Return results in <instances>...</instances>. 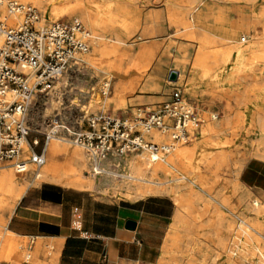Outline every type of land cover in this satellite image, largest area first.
I'll return each mask as SVG.
<instances>
[{
  "label": "rangeland",
  "instance_id": "374dc122",
  "mask_svg": "<svg viewBox=\"0 0 264 264\" xmlns=\"http://www.w3.org/2000/svg\"><path fill=\"white\" fill-rule=\"evenodd\" d=\"M67 1L73 4L77 0ZM227 1L226 4L228 5L223 8L224 11L228 10L231 14H234L237 7H244L248 14L245 24L251 22L252 26L247 31L252 37L249 39L250 42L242 44V46L245 47L249 43H253L256 45L255 53L263 52L264 0ZM85 2L89 8L93 22H96L98 26L97 31L93 32L89 26L83 23L95 36L90 51L84 57L88 62V66L83 70L72 68L53 86L51 91L43 95L38 94L35 102H33L34 107L31 114L33 128L36 131L44 130L47 120L56 114H59L62 119L70 118L72 114V107L70 105L75 99H78L79 104H81V114L88 117L98 112L126 110L128 107L139 103L167 100L173 87L178 86L183 89L186 100L196 105L198 117L203 120V122L195 126V136L192 137L190 143L185 145L178 144L176 146V148L191 149L196 144L202 143L200 155L198 156L196 153L191 154L185 159L184 164L189 171L203 177L208 189V192H204L201 185V187H195L196 192L203 196L204 199V202L200 201L197 205H193L195 213L203 210L205 202L210 201V215L214 210H217L223 213L227 219L230 220L233 218L237 221L233 212L238 214L245 212L246 203L240 201V198L245 194H249L251 198H258L264 204V200L257 196L252 189L238 185L230 177L231 174L229 173L231 162L234 159L238 160L240 157V160L244 162L251 157H260L257 154L258 143L260 142L257 127L262 125L259 120H264V61L256 60L255 62H250L245 56L239 60L237 59V54L234 53L229 60H224L219 63H213V58H211L207 62L210 68L206 69L204 63L200 64L197 72L195 71V74L193 73L191 76L194 60L201 46L204 47L205 51L210 53L216 50L227 49L230 46L228 37H234L239 40L243 36L246 28L241 27L235 35L228 37L220 35L217 31L209 30L202 32L206 35L204 40H193L184 36V33H181L182 28L172 24L170 20L171 10H169L168 24L173 28L171 33L165 37H152L150 41H146L144 38L138 39V36L133 34L129 35L126 32L129 29V0L107 2L105 0H85ZM24 3L35 6L39 10L41 18L47 19L46 24L74 18V16L70 17L63 14L58 16L56 11L51 10L50 7L45 10L30 2ZM133 6L137 7L136 4ZM218 6L222 7L219 4ZM111 23L116 31L124 37L126 44L120 45L112 42H107L105 45L102 44V47H100L102 49L105 46L107 47V45L111 48L113 47L115 55L100 52V54L96 55L95 60H91L94 41H99V35L105 30L103 26ZM195 30L197 33H201L198 27ZM3 41L4 35L1 39V44ZM134 41L136 44L131 45ZM143 49L148 50L145 67H142L140 64L141 51ZM182 49H185L184 51L187 52L188 58L182 64L177 65V69L181 70L182 73L181 80L177 84H169L167 79L168 74L170 71H176L175 59L178 51ZM128 53L129 61H126ZM120 67H122L123 74L117 76L116 71ZM153 74L159 77V87L145 91L144 85ZM117 81H121L119 95H116V91L114 90V84ZM104 82H109L110 86L107 95L102 94ZM107 97H110L111 100L106 103ZM117 99H123V103L121 104ZM213 114L216 118H212ZM34 137L39 139V148H41L44 143V137L37 132H33L30 134L29 140ZM60 143L71 148L80 149L89 161L86 167L80 169L79 174L85 181L89 179V181L93 182L94 186L93 188L86 187L84 189L106 197L125 198L129 200L139 199L127 195L124 191H117L112 185L122 182V174L127 173L129 170L128 158L133 155L138 156V152L124 154L121 159L116 157L110 158L103 164V167L108 172L97 175L93 171L90 159L82 147L74 145L70 140ZM141 153L139 152L138 154ZM146 154L148 155V153ZM114 165L120 168L115 169L113 168L115 167ZM239 166L242 167L243 163L241 162ZM183 168L185 167H179L181 171H185L186 169ZM5 169L13 170L18 184L23 183L25 189L31 184L30 177L36 182L46 179L43 176L39 178L35 177V174L40 169L37 171L36 166L33 164L28 165L27 171L23 173H17L14 168L7 167ZM173 172L177 176L183 174V172L175 170ZM86 175L89 176L86 177ZM163 180V175L148 176L138 186L148 188L153 182L159 184ZM183 184L180 191L186 193L191 185L186 182ZM0 194V205L3 207L11 196V193L1 191ZM211 197L215 199L213 200ZM174 203L177 206L175 201ZM251 213L250 211H246V214L249 216L252 215ZM258 220L261 221L264 228V214ZM172 230L171 225V229L166 234V243L170 240ZM223 230L224 227L222 225H215L214 227L209 225L205 226L204 231H206L208 236H203L202 238L207 242L216 240L223 236ZM175 231L181 232L179 229ZM7 238L8 231L6 230L5 224V227L0 232V253L4 252L7 254V258L0 264H21L26 259L28 253L31 255L29 264H35L36 262H40L41 264H54L53 261L48 263L37 260L35 253L28 251L29 238L15 236L14 242L20 245L21 254H10V249L7 247ZM48 251L54 254L51 247ZM177 258L175 255H171L169 258H163L161 253L159 261H163L164 264H173Z\"/></svg>",
  "mask_w": 264,
  "mask_h": 264
},
{
  "label": "crops",
  "instance_id": "0c3cea01",
  "mask_svg": "<svg viewBox=\"0 0 264 264\" xmlns=\"http://www.w3.org/2000/svg\"><path fill=\"white\" fill-rule=\"evenodd\" d=\"M227 2V0H129V29L126 32L146 41H150L152 37H165L173 29L168 24V11L171 10L172 24L182 28L181 33L193 40H204L206 35L202 32L209 30L228 37L235 35L241 27L246 28L239 40L228 37L230 46L227 49L210 53L201 46L194 60L191 76L200 67L201 63H197L200 52L205 53L206 69L210 68L207 62L217 53H221V58L213 63L229 60L234 53L239 60L245 56L250 62L264 61V51L255 53V44L242 46L250 42L249 39L252 37L247 31L252 26L251 22L245 24L248 15L245 8L237 7L234 14H231L228 10H223L227 7ZM134 4L137 7H134ZM197 27L201 33L196 32ZM244 36L246 41L241 42ZM135 44V41L131 43ZM184 50H179L175 59L178 79L170 81V71L167 78L169 84H177L181 80L182 73L177 69V65L188 58ZM147 56L148 50L143 49L140 59L142 67L146 65ZM126 61H129V53ZM158 87L159 77L153 74L146 81L144 90L150 91ZM177 87L174 86L173 89ZM171 92L167 100L170 99ZM167 100L139 103L116 112L98 113L120 115L137 105L155 106ZM43 147L44 145L41 148L38 146L36 150L40 152ZM115 157L122 158L117 156L110 158ZM45 158L46 161L53 159L48 147L45 149ZM240 159L239 157L238 160L234 159L231 162L230 177L241 187L252 189L264 200V159L251 157L244 162ZM241 162L242 167L239 166ZM35 177L38 178L37 174ZM29 179L31 184L8 214L6 230L17 237L29 238L28 251L34 252L37 260L48 263L53 261L54 264H157L161 253L163 257L166 234L171 229L177 210L171 197L150 195L136 200L113 198L51 179H42L40 182L31 177ZM128 220L136 222L134 230L126 228ZM50 247L54 254L48 251Z\"/></svg>",
  "mask_w": 264,
  "mask_h": 264
},
{
  "label": "built area",
  "instance_id": "2783aa9c",
  "mask_svg": "<svg viewBox=\"0 0 264 264\" xmlns=\"http://www.w3.org/2000/svg\"><path fill=\"white\" fill-rule=\"evenodd\" d=\"M17 18L8 25L3 17ZM39 10L19 0H0V172L12 166L17 173L27 171L28 165L37 171L46 162L45 149L52 139L70 140L82 147L91 161L95 174H101L102 165L112 156L122 157L131 152L148 153L154 160H162L177 144L192 141L195 126L203 122L197 107L186 100L181 87L174 88L170 99L158 105H137L126 113L113 115L97 113L85 117L80 104L71 102L72 114L62 119L59 114L47 120L42 131L33 128L31 114L36 97L48 93L72 68L84 69L95 36L79 18L39 24ZM245 38L242 42H245ZM110 86L104 82L102 94ZM157 130L170 138L157 143L145 137ZM44 137L43 150L36 148L37 137ZM29 147V157L23 152ZM30 256L21 264H29Z\"/></svg>",
  "mask_w": 264,
  "mask_h": 264
},
{
  "label": "bare ground",
  "instance_id": "6f19581e",
  "mask_svg": "<svg viewBox=\"0 0 264 264\" xmlns=\"http://www.w3.org/2000/svg\"><path fill=\"white\" fill-rule=\"evenodd\" d=\"M20 1L30 2L45 10L50 7L51 10L56 11L58 16L61 14L70 17L74 16V18H79L85 25L89 26L93 32L97 31L98 26L96 22H93L85 0H77L73 4L67 0ZM3 15L8 24H14L18 21L17 18H8L4 12ZM46 20V18H43L39 24H46ZM103 27H105V30L99 35V41H94L91 60H95L96 55L100 54V52L115 55L113 47L111 48L107 45V47L105 46V48L102 49L100 48L102 44L105 45L107 42L120 45L126 44L124 37L116 31L112 23ZM2 38L3 34L0 33V44ZM243 38L246 40L244 36L241 38V42ZM3 43L0 46H2ZM220 58L221 53H217L213 56V61L216 62ZM205 60V53L200 52L197 56V63L203 64ZM87 66L88 62L84 58L83 67L86 69ZM122 74L123 70L122 67H120L116 71V75L120 76ZM120 89L121 81H117L114 84L116 95H119ZM110 100L111 98L107 97L105 102L107 103ZM117 100L121 104L123 103V99ZM73 102L79 104L78 99H75ZM212 118H216L214 114ZM259 121L262 125L257 127V132L260 137L257 154L264 159V120L262 119ZM145 137L157 143L168 142L170 140L168 136L161 134L157 130L146 133ZM60 142L62 141L59 139H52L48 143L47 147L53 159L46 161L44 166L36 173L37 177L43 176L46 179L80 188H93L94 183L89 181V179L85 181L79 174L80 169L89 164L85 154L78 148H71ZM201 147L202 143L196 144L191 149L175 147L173 151L171 150L159 161L154 160L145 152L141 154L137 153L138 156L133 155L128 158L127 163L129 165V170L127 173L122 174V182L112 185L117 191H124L127 195L136 198H143L153 194L168 195L177 203V210L172 222L173 230L170 233L171 237L163 249V258H169L171 255L178 257L173 264H264V228L261 221L258 220L264 214V204L258 198H251L249 194H245L240 198V201L246 203V210L239 214L231 211L234 213V217L237 218V221L233 218L230 220L227 219L223 213L217 210H214L210 215V201L205 202L204 208L200 212L198 211L195 213L193 210V205H197L200 201L204 202L203 196L196 192L195 187L202 186L201 188L204 192H208V189L203 177L189 171L184 164L185 159L191 154L196 153L199 156ZM23 152L25 157L28 158L30 152L26 143L24 144ZM61 157H63L62 160ZM183 166L185 167L183 169H186L185 171L183 170L185 174L179 169V167ZM5 168L0 172V192L4 191L6 193H11V196L3 207L0 205V232L5 227L8 214L12 212L25 190L23 183L18 184L13 170H7ZM8 168L13 167L8 166ZM173 170L183 172V174L177 176ZM104 172L108 171L102 165L101 173ZM159 175L164 176V180L161 181V183L155 184L153 182L148 188L138 186L142 183L144 178ZM88 176L89 175H86V177ZM185 182L190 184L191 187L186 193H182L180 190ZM211 198L213 200L215 199L214 197ZM246 211L252 212V215H247ZM208 225L211 227L222 225L224 227L223 236L207 242L202 237L208 236L206 231H204V227ZM177 229L181 230V232L175 231ZM182 231H184V233H182ZM15 236L14 233L8 231L7 247L10 249V254L19 255L21 254L20 245L14 242ZM28 255L31 256L29 253L27 256ZM5 258H7V254L4 252L0 253V263L4 262ZM37 264L41 263L38 262ZM158 264H164V262L159 261Z\"/></svg>",
  "mask_w": 264,
  "mask_h": 264
},
{
  "label": "water",
  "instance_id": "95a60500",
  "mask_svg": "<svg viewBox=\"0 0 264 264\" xmlns=\"http://www.w3.org/2000/svg\"><path fill=\"white\" fill-rule=\"evenodd\" d=\"M178 79V73L176 71H171L169 75L170 81H176ZM126 228L129 230H134L136 228V222L133 220H128L126 223Z\"/></svg>",
  "mask_w": 264,
  "mask_h": 264
}]
</instances>
